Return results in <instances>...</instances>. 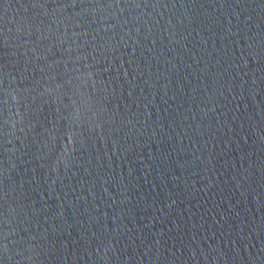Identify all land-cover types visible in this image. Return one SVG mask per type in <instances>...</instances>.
<instances>
[{
	"label": "water",
	"instance_id": "1",
	"mask_svg": "<svg viewBox=\"0 0 264 264\" xmlns=\"http://www.w3.org/2000/svg\"><path fill=\"white\" fill-rule=\"evenodd\" d=\"M0 264H264V0H0Z\"/></svg>",
	"mask_w": 264,
	"mask_h": 264
}]
</instances>
